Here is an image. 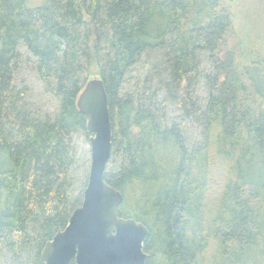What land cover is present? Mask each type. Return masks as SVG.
Returning <instances> with one entry per match:
<instances>
[{
  "label": "trees",
  "instance_id": "1",
  "mask_svg": "<svg viewBox=\"0 0 264 264\" xmlns=\"http://www.w3.org/2000/svg\"><path fill=\"white\" fill-rule=\"evenodd\" d=\"M22 68L52 115L27 103ZM94 78L104 179L148 229L144 264H264V0H0V264H43L80 206L76 101Z\"/></svg>",
  "mask_w": 264,
  "mask_h": 264
},
{
  "label": "water",
  "instance_id": "2",
  "mask_svg": "<svg viewBox=\"0 0 264 264\" xmlns=\"http://www.w3.org/2000/svg\"><path fill=\"white\" fill-rule=\"evenodd\" d=\"M89 134L90 167L80 206L63 230L46 242L43 264H144L148 229L132 218H120L121 193L104 179L111 156L112 129L102 80H88L76 101Z\"/></svg>",
  "mask_w": 264,
  "mask_h": 264
},
{
  "label": "rangeland",
  "instance_id": "3",
  "mask_svg": "<svg viewBox=\"0 0 264 264\" xmlns=\"http://www.w3.org/2000/svg\"><path fill=\"white\" fill-rule=\"evenodd\" d=\"M33 5L39 4L42 0H30ZM25 52L24 50L22 51ZM25 54V53H24ZM17 83L26 85L28 87V98L27 103L40 109L42 113L47 112L52 115L56 110V101L50 96H47L43 92L42 84L38 80L37 76L26 68L19 70L17 78L15 79ZM73 143L77 150V162L75 165V178L73 180V187L70 192V199H74L78 192L81 190V176H85L89 173L90 167V146L89 138L85 137L82 133H76L73 135ZM115 166L113 162H109L106 169H113Z\"/></svg>",
  "mask_w": 264,
  "mask_h": 264
}]
</instances>
